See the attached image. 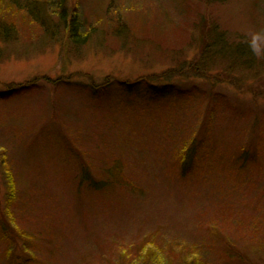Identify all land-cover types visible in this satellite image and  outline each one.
<instances>
[{
    "label": "rangeland",
    "instance_id": "obj_1",
    "mask_svg": "<svg viewBox=\"0 0 264 264\" xmlns=\"http://www.w3.org/2000/svg\"><path fill=\"white\" fill-rule=\"evenodd\" d=\"M60 6L86 21L87 38L65 43L67 28L59 23L54 39L24 33L0 52V90L40 81L0 101V159L16 177V226L32 239L33 264H140L146 245L159 249L158 264H177L186 253L196 256L189 264H264V0H62ZM117 19L130 25L126 42L113 31ZM204 20L233 47L240 44L245 60L203 53L200 61ZM182 68L191 78L180 76ZM172 75L171 83L208 96L174 106L141 102L128 112L116 110L115 101L105 107L88 99V84L107 77ZM62 77L69 83L50 82ZM46 131L84 152L93 172L120 160L133 189L90 194L74 158L63 160ZM191 137L204 139L202 161L180 173L174 154ZM3 250L0 243V264H9Z\"/></svg>",
    "mask_w": 264,
    "mask_h": 264
},
{
    "label": "trees",
    "instance_id": "obj_2",
    "mask_svg": "<svg viewBox=\"0 0 264 264\" xmlns=\"http://www.w3.org/2000/svg\"><path fill=\"white\" fill-rule=\"evenodd\" d=\"M209 1L219 2L220 0ZM61 4L62 0H0V52L1 48L3 49V46L4 48H7L24 33L34 35L36 39H38L40 35L54 39L59 23H61V26L64 28H67L65 43L73 42V44H77L81 38H87L86 36H88L87 32L89 30L87 26L83 25L86 24V21L80 17L77 11L66 13L65 9L60 6ZM116 8L115 5L114 9ZM69 14L70 17L67 20ZM206 22L207 20L202 22V24H205L204 29H202V33L197 39V41L200 39V53L202 57V60L200 61L206 59V56L204 58L203 53L208 55V58L210 56L220 55L228 61L233 59L236 62L240 61V59L241 61H244L245 59L243 56L245 53L243 54L242 52V46L239 44L236 47H233L226 33L220 31L213 22L208 24H206ZM129 27L130 25L118 19L114 21V25L112 26L115 35L120 36L125 42L128 39V30H131ZM30 32H33V34H30ZM84 32L85 34H83ZM199 69L196 65H189L188 71L191 74H195L197 77L205 78L200 76L202 72ZM179 72L182 73L185 71L182 68ZM180 76L186 77L187 73H182ZM174 77L175 75L159 78L140 77L133 81L118 80L107 77L97 86L93 84V82H90L87 88L89 94L87 95H89L88 99L96 101V103H104L105 107H111L110 105L115 101L117 104L113 105H116V110L119 112H128L131 105L141 102L146 104L165 102L166 105L174 106L180 100H183L185 103L198 102V100L201 101L204 99L203 97L206 98L208 96L207 93L201 94V92L194 86H179L178 84L171 83L170 80ZM188 78L191 77H186V79ZM212 78L217 79H212L217 84L221 81L217 76ZM206 79L211 78L206 77ZM58 81L69 83L70 79L62 77L56 81L50 82L56 84ZM39 82V80L34 79L21 85L9 84L8 86H4L5 88L0 90V101H8L14 97L16 98L18 95L28 93L37 87ZM215 82L214 85L216 84ZM216 96L217 94L213 93V99H215ZM111 97H113V99H111ZM149 113L150 112H148V115L150 116L157 115ZM43 135L48 142L50 141L48 144L57 147L63 160L67 156L69 158H74V167L76 166V171L79 173L80 183L87 184L86 188L90 194L98 195L101 192H105L110 195L116 193V190L119 189L122 191H124V189H133L129 180L123 175V166L120 160L112 159L110 162L108 161L112 166L106 170H96V173L89 170L90 165L87 160L85 161L84 159V152H73V150L67 148L69 147V144H65V142L61 143L62 138L57 132L46 131L43 132ZM203 144L204 139L200 138V140H198L196 137H191L182 142L178 147L177 152L174 154V160L175 165L178 164L177 166L180 173L190 171L196 162L199 163V161H202V159H200V153L204 149ZM63 145H67V147L65 148ZM211 154L212 153L209 152L208 157L211 156ZM0 161L2 163L1 173L4 181V199L3 207L1 209L2 218L0 219V243L4 247V256L9 260V264L38 263L37 258L33 256L31 237L24 234L20 229H17L16 226V212L13 208L17 206L19 200L16 177L13 171L7 167L8 165H5L8 164V160L4 156H2ZM106 163L107 162H102V164ZM19 242L22 243L20 245V249L22 250L17 253L15 250L18 249L17 246ZM154 249L155 247L152 245H146L141 248V253H138L137 255L139 263L158 264L159 260L156 259V255H159V249L155 250L157 254L154 253L155 251L153 252ZM182 255L183 257L177 260V264H189V260L196 259V256L190 257V254L188 253Z\"/></svg>",
    "mask_w": 264,
    "mask_h": 264
}]
</instances>
